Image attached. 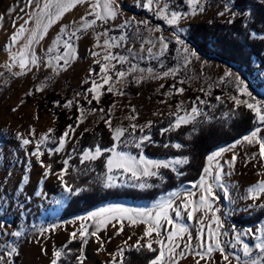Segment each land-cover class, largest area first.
<instances>
[{
  "label": "rangeland",
  "instance_id": "obj_1",
  "mask_svg": "<svg viewBox=\"0 0 264 264\" xmlns=\"http://www.w3.org/2000/svg\"><path fill=\"white\" fill-rule=\"evenodd\" d=\"M182 1V4L178 0H159V3L162 6L163 3L167 2L178 7V10L191 12V9L187 5V0ZM255 1L264 3V0H249L246 8L241 9L235 5L234 0H200L201 5L204 7L203 12L197 11L195 15L190 14L181 20L178 26H169L156 14L155 9L157 5L155 3L152 6L153 10L150 11L141 6V0H118L120 13L115 20H110L107 24L98 21L91 28L81 29L77 33L78 38L73 41L75 58L70 61L66 69H61L56 74L50 68L41 66L39 71L34 68L30 73L15 76L4 67L5 63H10L7 45L10 42L14 26L18 27L19 25L20 18H23V20L28 18L26 12L28 0H0V15L4 16L3 21L0 22V73H3V75H0V220L5 222V227L9 232L17 229L23 232L20 238L0 235V241L8 240L18 248L19 254L13 257V264H50L53 251L67 244L69 234L78 228L80 223L84 222L77 218L86 216L89 211H95L98 208L111 204H120L129 208H150L156 200L162 197L166 198L171 192L183 193L185 189L192 188V184L195 181L185 180L171 188L161 189L151 198L131 199L130 197H119L103 199L81 212L69 217H61V211L71 196L64 197L63 189L55 175H49L46 179L44 178V169L36 157L31 155V152L35 151V145L41 136L47 133L48 129L54 128L57 121L54 107L61 105L60 100H63L62 104L71 99L78 101V103L72 106L76 107L78 113L75 123L72 124L75 131L70 132L69 137L66 138L65 148L59 153L58 159L62 160V162L69 156L73 157L76 154L80 160V152L83 149H94L95 145H99L98 143L92 146L88 145L76 152V134L80 129L81 134L85 130L94 128L101 119H109L110 113L113 128L124 127L129 129L130 132V125H137L138 122H150V116H157V118L163 116L159 120L164 119L167 128L169 123L174 119L170 113L176 111L178 104L184 110L187 108V111H190V106H193V102L199 97L205 103H197L202 114L193 122L198 123L213 118L214 115L229 120L236 109L230 97L238 95L241 99L249 98L239 94L235 84L231 82V77L225 78L223 81L220 79L225 71L239 74L250 86L249 90L253 92V95L257 99L264 100V76L261 75V72L264 71V62L256 60V68L252 75L245 76L239 69L230 67L217 58L198 52L187 39L192 24L210 20H231L234 18L231 15L232 12H236L237 15H240L242 12H248L252 9ZM89 2H93V0H89ZM121 3L125 6L133 5L135 10L122 7ZM226 6L229 11H225ZM10 9H15V11L10 12ZM22 9L23 11H21ZM88 11L89 6L86 3L77 5L65 13L61 20L52 25L48 35L41 41L40 45H37V54L46 61V48L51 45L60 27L68 25L72 29L79 26L82 23L81 17H85ZM221 11H225L224 16L218 15ZM243 17L247 25L252 19V13L248 16L243 15ZM87 18L92 19L93 17ZM132 18L135 21L132 27L125 29L117 27L125 19ZM158 19L162 20L163 23L154 22ZM140 21H147V26L139 23ZM73 22H75V25H73ZM137 27L139 28L138 33L135 31ZM156 28H159L160 31H155ZM105 29L108 30L109 37H116V41H111L113 46L110 50L113 53L128 56L131 63L138 65L139 68H152L155 75H161L163 71H168L169 69H176L175 74L167 77H162L161 75V78L154 79L150 74L145 72L143 73L144 78L139 83L134 79L135 76L141 75L139 72L129 74L125 83L122 85L116 84V88L123 91V95H119L117 92H107L106 89L109 85H105L101 89L102 94L100 95V99L104 92H107V97H110L111 101L107 107L101 104H94L93 101L91 104H88L87 99H91L92 94H88L86 89L91 87V83H85V81L94 79L100 83L99 64L96 61L102 60L104 51L101 47L97 46V37ZM113 29H118L120 32L115 33L112 31ZM149 29H152V31H149ZM173 32L181 36L185 41L186 47L196 51L197 56L191 57L190 63H184L183 57L185 53L179 50L182 46L176 43ZM252 32L257 33L254 37L264 36V32H257L251 29L250 33ZM122 33L129 36L127 43H122L119 47L114 46ZM160 35L165 37L166 42H168V48L170 41L174 42V46L170 52H168V49L165 52L170 56L167 58L170 64L163 67L161 65L155 67L149 63V60L157 59L155 58V54L159 51L157 38ZM103 39V36L99 37L100 45H103ZM148 41H152V44L156 45L153 48L152 55L147 52V48L152 47V44L148 43ZM141 45H143V49ZM60 47L61 51H63L62 45ZM129 48L132 49L131 53L127 51ZM93 52L99 53V55L94 56ZM52 55H55V53ZM112 63H115V61H112ZM128 67L127 63L123 65L116 64V70H120L121 68L126 70ZM90 69L93 70L91 73ZM15 71H18V68H13V72ZM180 81H183V83H179ZM111 83H115L114 75ZM41 84L44 87L37 91V88ZM173 84H176L178 88L183 87L185 89L184 92L176 94L171 87ZM161 85H164V87L161 88ZM29 92H31V95H28ZM77 93H80V95H77ZM85 96H87V99ZM218 96L221 97L220 100L216 99ZM57 101L60 102L59 105L56 103ZM92 109H96V111H92ZM99 109H104V111L101 112ZM133 109H135L134 112ZM109 110L111 111L109 112ZM161 111H164V113L162 114ZM131 116H135L136 118L134 120L130 119ZM31 129L35 130L34 136H29ZM66 130H68V127ZM252 130H248L242 136L233 140L225 148H229L236 140H241V143L231 151H226L221 157L217 158L221 164H224V161L231 160L233 154L236 155V160L231 167L224 164V171L231 173L223 177V181L229 190L228 198L224 197L222 190L215 189L219 199L215 201L214 207L218 204L221 208V218L229 233L227 237H221V240L229 253L233 251L237 254L241 253L239 246L235 250L231 247L233 243H236L235 235L237 232L241 234L244 242L252 245L255 243L254 236L251 234L245 235L244 233L249 228L255 231L264 225V214L251 224H243L231 219V214L233 213L246 215L252 213L257 208L264 210V208L259 206L264 203V195L259 200L253 201L248 191L251 186L255 185L259 180L264 179V158L259 156L258 145L248 144L242 140L243 136L250 134ZM145 131H147V128ZM19 134H23L29 138L32 143L23 145ZM262 135H264V132H262ZM172 142L173 144L179 143L178 140ZM57 146L58 141H55L52 132L49 134V139L41 145L40 151L42 153L47 152L50 148ZM111 146L112 144L102 148H109ZM73 149H75V152H73ZM118 150L129 151L133 155H139L141 152V149H137L132 144H128L127 147L120 145ZM254 153L256 154V158L252 159ZM108 154H104V161ZM143 154L153 160H171L176 157L188 158V155L183 153L149 155L143 151ZM48 155L49 157H53L54 153L50 155L48 151ZM40 160L45 165L51 164V161L43 159L42 156ZM90 162L94 165V161H89L88 166ZM212 163L214 166L216 161L214 160ZM69 166L81 167L84 165H81L80 162L78 164L74 163L71 158ZM181 166L176 165L179 173H182L179 170ZM63 167L64 165L54 171H59ZM87 167H83L82 170L88 172L92 178H95L103 186L106 172L105 163L101 169H94V172H92L91 168ZM158 171L165 178L162 169L160 168ZM25 176L28 177L26 181L24 180ZM144 180L151 185L157 183L161 186L162 182L159 177L144 178ZM142 182L144 181L142 180ZM132 183L134 181L128 177L118 176L117 187L131 186ZM77 187L81 188L82 186ZM196 191L198 193V190ZM37 193H41V195H37ZM58 199L62 200V203H56L55 201ZM249 205H252V207L250 208ZM200 218L201 212L196 213L193 220H188L186 215L175 218L177 223H183L188 227L194 237L193 245L196 244L195 237L200 231ZM74 221L75 223H73ZM51 225H56L55 229H51ZM144 227L143 224L129 225L128 222H125L123 231L117 235L116 229L109 224L106 229L98 233L100 240L89 236L88 243L83 245V247L82 241L79 239L74 240L72 244H68L71 254H65L59 264H76L75 257L80 254L81 249L84 253L83 264H108L111 259L110 254H115L120 248H127L124 241L128 240L129 236H131V240H128V244H135L136 240L143 234ZM42 228L49 230L41 232ZM117 228H119V225H117ZM166 228L170 229V226L166 225ZM93 230L89 229V231ZM101 243L103 244V248H101ZM153 247L159 248L155 244ZM2 249L3 244L0 243V250ZM119 259L118 256L117 260ZM194 259L193 256H189L186 253L183 258H178V261L179 264H194ZM213 259L218 264H222L221 256L218 252L213 254ZM201 264H204V262L202 261ZM233 264H235V261H233Z\"/></svg>",
  "mask_w": 264,
  "mask_h": 264
},
{
  "label": "snow or ice",
  "instance_id": "obj_2",
  "mask_svg": "<svg viewBox=\"0 0 264 264\" xmlns=\"http://www.w3.org/2000/svg\"><path fill=\"white\" fill-rule=\"evenodd\" d=\"M88 4L89 11L85 17H81L82 23L79 26L69 28L68 25H62L57 35L53 38L51 45L46 48L47 60L37 54L36 47L40 45L41 41L48 35L49 29L52 25L56 24L57 21L61 20L65 13L81 4ZM156 4V14L159 15L169 26H178L180 21L188 17L190 14L195 15L197 11L203 12L204 7L201 5L200 0H187V5L191 9V12L178 10L175 6L165 2L162 6L159 0H141V6L148 10H153V4ZM27 7L31 9L28 13V18L20 23L18 27L14 26V31L10 36V42L7 45L9 49V60L10 63H5L4 67L8 72H11L15 76L25 75L30 73L35 68L37 71L40 70L41 66L50 68L53 73L58 74L59 70L66 69L70 61L75 58L74 55V44L73 41L78 38L77 33L81 29H88L96 25L98 21L107 24L110 20H115L120 13V6L118 0H28ZM10 12H14L15 9H10ZM23 11V9L21 10ZM225 11H229L227 6ZM225 11L218 13L220 16L225 15ZM231 15L235 17L236 12H232ZM240 15H251V10L248 12H242ZM87 17H93L88 19ZM4 19L3 15H0V22ZM134 18L125 19L123 23L118 25L120 29L132 27L134 24ZM233 20H229L228 23H233ZM139 23L147 26V21H140ZM75 25V22H73ZM135 31L138 33L139 28ZM152 31V29H149ZM155 31L159 32L160 29L156 28ZM251 36H256L257 33H250ZM103 36V45L99 44V37ZM173 37L177 44L181 45V49L185 56L183 57L184 63H190L191 57H196L197 53L195 50H191L185 46V41L176 32H173ZM264 38V37H262ZM129 36L122 33L119 40L114 46L119 47L122 43H127ZM159 51L155 54V58L159 59L164 55L168 49V42L165 37L160 35L158 38ZM98 47H101L104 51L102 60H97L99 64V78L100 83L96 80L85 81V83H91V87L86 89L88 94H92L91 99H87L88 104H91L93 100L97 103L100 101L101 89L105 85H109L106 89L107 92H117L119 95H123V91L116 88V84H123L126 82L127 76L132 73L139 72L140 76H135L134 79L139 83L143 78V73L147 72L154 79L167 77L174 75L176 69H169L163 71L161 75H155L152 68H139L138 65L131 63L128 56H123L118 53H113L110 49L113 46L111 41H116V37H109L108 30L105 29L97 37ZM152 44V41H148ZM63 51H61V46ZM156 47L152 44V47L147 48V52L152 55L153 48ZM143 49V45H141ZM15 49V50H13ZM129 53L132 49H127ZM55 53V55H52ZM94 56L99 53L93 52ZM115 61V63H112ZM127 63L129 67L125 70L121 68L116 70V64L123 65ZM163 67V64H161ZM13 68H18V71L13 72ZM93 70L90 69V73ZM3 75V73H0ZM113 75L115 76V83L113 81ZM264 76V71L261 72ZM231 77V82L235 84L236 89L240 95L247 96L249 99H241L238 95H233L230 99L233 101L235 106H244L254 114V121L256 126L250 132V134L243 136L242 140L248 144H257L259 147V156L264 158V100L257 99L253 92L249 90L250 86L239 74H234L232 71H225L223 76L220 78L222 81L225 78ZM179 83H183L180 81ZM44 87L43 84L37 88V91ZM164 85H161L163 88ZM172 89L176 94H182L184 92L183 87H177L173 84ZM31 95V92L28 93ZM80 95V93H77ZM220 100L221 97H216ZM251 100V102H250ZM59 105V101L56 102ZM78 101L71 99L68 100L63 106L72 107ZM197 103L204 104L205 101L197 97V100L193 102V106L190 111H185L180 104L177 105L175 112L170 113L174 119L169 123L167 128L161 129V134L168 132L169 130L179 129L182 125H187L193 122L200 116L201 110L198 108ZM182 104V102H181ZM15 110V109H14ZM96 111V109H92ZM103 112L104 109H99ZM111 110H109L110 112ZM135 109H133V112ZM135 116H131L130 119H135ZM106 126L112 130V140L114 143L109 148H102L100 145H95L93 148L83 149L80 152V163L84 164L85 161H95L102 157L105 153H109L105 157V168L106 172L104 175L103 186L105 188H113L118 186V176H126L134 183L132 187H138L141 189L153 187L148 184L144 178L159 177L161 180L164 179L160 175V168H171L173 172H178L176 165H183L188 163L187 157H176L171 160H153L147 158L143 154V146L145 142L155 143L152 140L150 134L145 132L146 128L151 127V122H148L145 126H137L135 124L130 125V139H122L129 133V129L124 127H115L112 129V120L109 119L104 121ZM75 129L72 125L68 126L66 130L58 140V146L50 148L49 154L59 153L65 148L66 138L69 137L70 132H74ZM137 131L140 135L137 138ZM53 132V129H48L47 133L41 136L40 140L35 145V151L31 152L32 156H35L37 161L41 163L44 169L43 176L46 179L49 175H55L59 184L63 189V195L76 196L82 191L80 187H74L69 184L66 180V174L68 172L69 160L72 158L69 156L63 161L64 167L59 171H53L52 165H45L40 157L43 153L40 151V147L49 139V134ZM35 130L29 131V136H34ZM19 138L22 140L23 145H29L32 141L25 137L23 134H19ZM241 143V140H236L229 148H220L217 151L209 154L206 157L208 164L202 169V173L199 176L198 181L193 182L191 189H185L183 193L171 192L166 198L162 197L156 200L150 208H129L120 204H111L106 207H101L95 211H89L86 216L78 217L80 221H84L79 224V227L73 230L69 234V240L67 244L61 248L53 251L50 264H59L64 258L65 254H71V249L68 248V244H71L74 240H81L82 247L88 243V237H96L100 240L98 235L99 232L106 229L109 224L116 229V234L119 235L124 229L125 222L129 225L143 224V234L136 240L135 244L129 245L128 240H131L129 236L128 240L124 241L127 248H120L115 254H110V261L108 264H124V253L128 250L141 251L146 250L148 252L157 253L154 258L149 261V264H179L178 258H183L187 253L189 256H193L194 264H218L213 259V254L218 252L221 256L222 264H264V225L257 228L255 231L251 228L247 229L245 235L251 234L254 236L255 243L250 245L244 242L239 232L235 235L236 243H233L231 247L235 250L238 246L241 248V253L237 254L235 251L232 253L227 252L226 246L221 240V237H227L229 235L225 228L224 221L221 218V208L218 204L215 205V201L219 199L216 195L215 189H220L224 193V197L228 198L229 190L223 181V177L230 175V172L224 171V164L230 167L236 160V155L233 154L230 161H224L221 164L217 158L221 157L226 151H231L237 145ZM128 144L134 145L137 149H141L139 155H133L129 151L118 150L120 145L127 147ZM175 147L180 149L182 145L175 143L172 145L165 144L164 147ZM75 152V149H73ZM256 158L254 153L252 159ZM216 161L213 166V161ZM27 176L24 177L26 181ZM142 180L144 182H142ZM198 190V193L197 191ZM250 198L253 201L259 200L264 195V179L259 180L255 185L249 188ZM41 195V193H37ZM56 203H62V200H56ZM264 208V203L259 205ZM251 208L252 205H249ZM201 212V218L199 220L200 231L196 234V244L193 245V239L190 230L183 223H177L175 218L186 215L188 220H193L195 214ZM114 222V223H113ZM75 223V221L73 222ZM119 225V228H117ZM170 226L169 228H166ZM56 225H51V229H55ZM94 229L89 231V229ZM235 231V228L233 226ZM49 229H41V232L48 231ZM0 235L5 237L20 238L23 235L22 230H13L9 232L5 227V222L0 220ZM186 237V240H185ZM3 244V249L0 250V264H13V257L18 255V248L8 240L0 241ZM158 245L159 248H154L153 245ZM101 248L103 244L101 243ZM119 256V260L117 257ZM76 264H83L84 253L81 249L80 254L75 257Z\"/></svg>",
  "mask_w": 264,
  "mask_h": 264
},
{
  "label": "trees",
  "instance_id": "obj_3",
  "mask_svg": "<svg viewBox=\"0 0 264 264\" xmlns=\"http://www.w3.org/2000/svg\"><path fill=\"white\" fill-rule=\"evenodd\" d=\"M178 1L181 4L183 3L182 0ZM234 3L241 9H245L249 4V0H234ZM121 6L130 10H135L133 5L125 6L121 3ZM251 13L252 19L247 25L243 15L235 16L233 18V23H228L229 20H210L194 23L189 29L187 39L198 52L217 58L230 67L239 69L245 76H251L256 68V60L264 62V38L250 35L251 29L257 32H264V3L255 1ZM154 22L163 23L160 19ZM112 31L115 33L120 32L118 29H113ZM173 46L174 42L170 41L168 52L172 50ZM169 57L170 56L165 53L159 59H150L149 63L155 67L161 64L167 66L170 64V61H167ZM106 93L107 92H104L99 103H96L95 100H93V103L107 107L111 100L110 97H107ZM60 101L61 105L54 107L57 114V121L53 128V136L56 142L65 129H67L69 125L75 123L78 115L76 107H64V104H62L63 100ZM104 121V119H101L94 128L85 130L79 135L76 143V152L85 146L95 143H98L101 147H105L114 142L112 140V131L106 126ZM165 125L166 121L163 119L152 126L151 137L155 143L146 142L143 146V151L149 155L187 154L188 163L180 167L179 170L182 172L181 174L173 172L171 168H161L165 175V178L161 182V186L155 183L153 187L145 189L132 186L105 188L97 182L95 178H92L88 172L82 170L83 167L88 166L89 161H85L84 164H81L84 166L81 167L69 166L65 177L66 180L74 187L82 186V191L79 195L70 197L61 211V217H69L75 213L81 212L103 199L119 197H130L131 199L151 198L161 189L171 188L179 182L185 180L198 181L202 169L207 164L206 157L209 154L220 148L227 147L233 140L239 138L256 126L254 114L244 106H236L234 114L229 120L214 115L213 118L198 123L190 122L187 125H182L179 129L169 130L161 134V129L164 127L166 128ZM174 140H178L182 145L180 149L172 146L164 147L165 144L172 145V141ZM59 153H54L53 157H49L48 151L43 152V159L51 161L53 171L63 165L62 160L58 159L60 156ZM72 160L76 164L80 162L77 154L72 157ZM103 164L104 155L95 160L94 165L90 162L88 167L94 172V169H101ZM263 214L264 210L257 208L252 213L246 215L233 213L231 214V219L243 224H251L257 221ZM153 255H155V253L146 250H141L139 252L128 250L124 253V264H149Z\"/></svg>",
  "mask_w": 264,
  "mask_h": 264
},
{
  "label": "crops",
  "instance_id": "obj_4",
  "mask_svg": "<svg viewBox=\"0 0 264 264\" xmlns=\"http://www.w3.org/2000/svg\"><path fill=\"white\" fill-rule=\"evenodd\" d=\"M31 11V9L28 7L27 8V15H28V13ZM23 18H20V21H19V24L20 23H23ZM192 107V105L190 106V108ZM185 111H187V108L185 109ZM161 113L163 114L164 113V111H161ZM165 114H168V113H165ZM109 117H111V113H110V115H109ZM151 117V119H150V122H151V127L153 126V124L154 123H156L157 122V120H159L160 118H162V117H160V118H157V116H150ZM148 124V121L147 122H144V123H140V122H138V124H137V126H145V125H147ZM151 127L150 128H147V131H145L146 133H148V134H152L151 133ZM112 129H114L113 127H112ZM80 132H81V129L77 132V137L76 138H78L79 136V134H80ZM137 138L139 137V135H140V133L138 132L137 134ZM131 137H130V132L124 137V139H130ZM114 143V142H113ZM112 143V144H113ZM90 146V145H89ZM92 146V145H91Z\"/></svg>",
  "mask_w": 264,
  "mask_h": 264
}]
</instances>
